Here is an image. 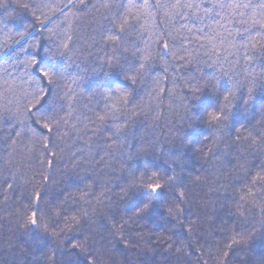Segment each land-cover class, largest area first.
Here are the masks:
<instances>
[{
	"label": "trees",
	"instance_id": "obj_1",
	"mask_svg": "<svg viewBox=\"0 0 264 264\" xmlns=\"http://www.w3.org/2000/svg\"><path fill=\"white\" fill-rule=\"evenodd\" d=\"M177 2L0 0V264H264V57L234 46L239 19L264 9ZM53 41L68 43L71 76L46 88L63 117L50 133L28 119L37 78L17 57ZM109 85L130 103L94 123L116 103ZM207 85L235 95L221 128L200 119ZM145 169L181 183L136 217L129 185ZM37 192L62 213L47 231L24 225Z\"/></svg>",
	"mask_w": 264,
	"mask_h": 264
},
{
	"label": "snow or ice",
	"instance_id": "obj_2",
	"mask_svg": "<svg viewBox=\"0 0 264 264\" xmlns=\"http://www.w3.org/2000/svg\"><path fill=\"white\" fill-rule=\"evenodd\" d=\"M107 6V4H105ZM146 6V5H145ZM173 7L176 8H187L186 4H181L178 0L177 4ZM211 8L215 10L231 9L233 14L239 17H243L245 13L237 12L239 9H264V0H260L258 4L251 3H237L235 0L232 2L225 3L220 2L218 4L211 5ZM219 11H217V16L213 17L216 19L219 16ZM259 16V18H257ZM123 23H127V18L123 20ZM239 24L242 25L237 29L238 34V46L243 49L244 57L249 61H254L257 56L264 57V13H253L247 17V19H239ZM27 31V30H25ZM123 31V28H121ZM231 35V33H230ZM116 35H109V40L116 39ZM70 39V37H69ZM27 43V41H25ZM167 44L164 48L167 49ZM29 48L31 51H27L23 60L17 57V61L23 63L29 75H33L37 78V89L31 93L28 105L26 106V111L29 114L28 119L32 121L33 124L41 126L52 132L53 128L50 125H59L63 117L60 115L58 109V95L54 93V87L60 77H69L71 73L69 71L70 65L68 63L69 57L65 49L68 48V43L66 41H61L56 43L53 41L52 44H30ZM143 68L144 65L140 64ZM131 69H121L124 73L125 78L133 79L135 77V72L132 71V75L129 76L128 72ZM43 84L44 86H40ZM48 85H52L53 89L46 90ZM204 91V96L206 97V103L203 105L200 115V119L208 125L215 128H221L223 122L230 115L229 108L233 105L235 100V95L231 89L228 90V95H223L218 91H214V85L202 86ZM109 94H114L116 97V103L110 106L109 111H105L103 114H97L94 123L99 121L103 122L106 117L115 119L117 118V113L123 111L127 108L130 103L128 97L129 92L127 88L120 90L117 86H108ZM247 103V101H243ZM120 107H117V105ZM69 106V111H70ZM127 124V120H122L120 124L115 125L114 134L119 138V133L124 129ZM259 181L264 183V175L259 173L253 178V182ZM180 178L175 175H161L159 171H148L145 169L143 173L139 176L134 174V178L129 185L133 190V194L137 191L141 195L140 201L134 206L133 212L136 217H143L148 214L155 206L156 201L161 200V197L170 189L175 191L176 188L180 187ZM183 193L176 195L175 199L177 201H182ZM47 197V193L42 195L37 192L34 194L35 210L31 208L27 209L24 216L25 227L31 226V228L39 231L43 228L47 231L48 220L59 217L62 213L59 206L53 204L47 210L43 207V200ZM180 211L179 208L175 206H170L167 209L168 214L176 215ZM74 223H78L76 217H72ZM82 244L71 243L73 249H79ZM84 264H92V260L86 258Z\"/></svg>",
	"mask_w": 264,
	"mask_h": 264
}]
</instances>
